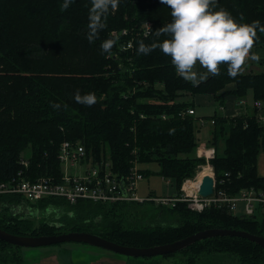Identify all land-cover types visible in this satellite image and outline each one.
Segmentation results:
<instances>
[{
  "label": "trees",
  "instance_id": "1",
  "mask_svg": "<svg viewBox=\"0 0 264 264\" xmlns=\"http://www.w3.org/2000/svg\"><path fill=\"white\" fill-rule=\"evenodd\" d=\"M63 2L0 0V182L18 171L33 180L40 176L59 180L63 171L61 144L70 140L84 143L96 159L110 158L121 175L129 171L135 157L141 163L158 162L160 174L175 180L179 195L183 194L184 182L194 179L201 165L207 163L215 173L216 191L222 188L234 195L250 187L264 190V175L258 167L264 151V124L254 115L225 117L216 112L210 116L215 123L208 146L215 147L216 154L209 161L196 155L201 144L195 116L179 115L192 106L193 101L184 98L186 94L212 93L217 101L224 102L228 94L243 99L252 92L254 99L264 102V54L260 52L264 49V33L257 29L258 38L250 50L260 55L262 71L242 72L233 78L227 65L222 64L218 76L210 75L194 86L176 74L171 57L159 48L147 55L138 53L140 41L152 45L168 38L155 36L156 29L172 19L171 9L160 0H119L93 43L87 39L90 0H73L61 12ZM220 9L238 23L259 21L264 25V0H216L212 10ZM147 21L152 23L151 33L144 35L140 30L136 35V29ZM124 28L134 37L133 47L128 49L123 48L129 40V35L121 34ZM107 39L114 41L111 53L101 50ZM231 82L236 83V89L224 90ZM77 90L82 95L95 93L97 103L91 107L76 103ZM53 104L61 108L51 107ZM164 114L169 117L163 118ZM221 139L225 141L224 153L219 149ZM23 159L28 165L22 164ZM54 199L38 203L44 207ZM23 201L18 195L0 194L1 228L19 235L69 231L48 221L33 230L30 214L23 207L34 204ZM118 204L82 201L70 205L78 210L72 213L76 222L73 229L137 247L173 242L214 227L264 236L261 207L246 216L213 204L202 212L193 211L187 201H178L170 207L158 204V214L151 224L133 226L125 224L127 213L117 211ZM168 208L181 216V223L168 217ZM12 248L15 245L0 239V264L21 261ZM225 253L235 255L239 264H264L263 247L242 236L205 238L161 256H185L189 264L207 257L216 263Z\"/></svg>",
  "mask_w": 264,
  "mask_h": 264
},
{
  "label": "clouds",
  "instance_id": "2",
  "mask_svg": "<svg viewBox=\"0 0 264 264\" xmlns=\"http://www.w3.org/2000/svg\"><path fill=\"white\" fill-rule=\"evenodd\" d=\"M72 2L64 0L60 6L61 12L67 10ZM160 3L171 9L172 19L157 28L155 36L168 38L152 45L140 41L138 53L147 55L159 48L163 54L171 57L176 74L185 81L198 86L208 79L209 74L218 76L222 64L227 65L228 75L234 78L243 72L249 58L256 62L260 60L258 54L250 55L258 38L257 29L264 33V25H260L259 21L238 23L224 9L213 11L216 0H160ZM90 4L87 39L93 43L107 26L109 11L118 8L119 0H90ZM113 45V40H104L102 52L111 53ZM197 64L206 71L198 73ZM74 100L91 107L97 103V96L95 93L82 95L77 90ZM51 107L59 110L61 105L53 104Z\"/></svg>",
  "mask_w": 264,
  "mask_h": 264
},
{
  "label": "built area",
  "instance_id": "3",
  "mask_svg": "<svg viewBox=\"0 0 264 264\" xmlns=\"http://www.w3.org/2000/svg\"><path fill=\"white\" fill-rule=\"evenodd\" d=\"M151 27V22H145L141 29L143 34H150ZM128 32L129 30L124 28L121 34L126 35ZM133 42L134 37H131V40L129 39L123 45V48L133 47ZM240 103L243 104L244 100H241ZM253 104L257 110L254 116L260 123L264 124V102L255 99ZM195 111V108L191 107L182 110L179 115L184 117L189 114H195ZM168 117V115H163V118ZM210 122L215 123V119H210ZM200 123L203 125L205 121L201 119ZM197 153L199 157H205L209 161V159L215 157L216 149L213 146L200 145ZM59 155L63 166L59 180L54 176H40L33 180L25 177L22 171H18L16 175L0 182V194L18 195L30 202H39L42 199L46 200L49 198H62L66 203L72 205L82 201L108 204L138 200L175 206L178 201H187L194 210L202 211L213 204L218 207L226 206L234 214H237V202L244 201L243 214L246 215L255 214L258 207L262 206L264 208L263 189L250 187L242 189L236 195H231L222 188L216 191V178L214 175V192L208 197L199 196L197 194L198 190L195 193H191L186 187V184L191 180L187 179L183 184V194L181 195H155L143 198L137 194V188L139 181L145 175L138 168L140 161L136 157L132 161L129 171L121 175L113 168L110 158H94L92 154L88 153L86 146L81 141H63ZM22 164L28 165V161L23 159ZM198 177L199 171L195 180ZM122 179H124V187L121 185Z\"/></svg>",
  "mask_w": 264,
  "mask_h": 264
},
{
  "label": "rangeland",
  "instance_id": "4",
  "mask_svg": "<svg viewBox=\"0 0 264 264\" xmlns=\"http://www.w3.org/2000/svg\"><path fill=\"white\" fill-rule=\"evenodd\" d=\"M141 29L142 27H139L138 30L136 29V35L139 33ZM127 35H129V32ZM128 39L131 40L130 35ZM260 52L264 54V49H261ZM251 54L253 53L250 52V55ZM254 54H258V52L255 51ZM260 68H261L260 63L253 61L249 58L246 61L245 65L243 66L244 69L243 72L246 71L255 72L258 71ZM188 95L190 94H186L184 98L190 100ZM251 100L252 99L249 98V103H252ZM193 106H195V104L192 102V106H190L189 108ZM215 112H217V114L219 115L223 113L222 110L220 109L219 101H215V102L212 101L211 103L197 105V111H195V115H194L195 117H193V122L194 124L200 126L199 128L196 126L200 143L206 142L210 137V132H212V127L214 123L210 122L209 119L210 117L208 116L214 114ZM249 116L252 117L253 115H249ZM201 119L205 121L203 125L200 123ZM204 165H201V167L198 169L199 172L203 169ZM258 167H259V172L262 175H264V151H262L260 154L258 160ZM138 168L145 172H148V174L138 183L137 194L139 196L146 198L148 196H155V195L170 196L177 194L178 189L176 187L177 185L175 183V180L160 174L161 168L158 162L156 161H151L147 163L139 162ZM212 175L215 176L213 168H212ZM168 179H170L171 181L170 183ZM188 180L192 181L195 180V178ZM15 202L17 201L14 200L13 203ZM32 203L34 204V206L30 207L31 214L29 216L31 217L30 223H32L33 230H36L37 228H39V226L42 223L48 221L53 226L56 227L60 225L61 227L69 231H80L73 229L74 224L76 222H74L75 218H72L73 216L72 213L74 214V212L75 211L78 212V210L73 209V207L71 208L70 205L72 204L65 203V200H63L62 198H55L52 202L53 204H48L47 206L44 207L39 205L38 202H32ZM117 203H119L118 205H116L117 211L120 210L122 212L127 213V217L125 218V224L127 225L147 226L151 224L153 218L158 214L159 211L158 204L153 201L140 202L138 200H134V201L131 200V201H121ZM108 204H114V203H108ZM187 206L189 209L193 211H198L190 207L189 204ZM261 208L264 211V208L262 206ZM166 211L168 214H170L168 215V217L172 218L171 220H175L174 222H180L181 216L175 214V212H170L169 208L166 209ZM243 211H244V201H238L236 212L238 215H241L244 213ZM198 212H202V211H198ZM100 220H102V217H100ZM96 231L98 232V227H96ZM12 250L18 251V255L21 258V261L17 262L15 260L12 261L10 260L11 262L9 261L10 262V263L8 262L9 264H189L186 262L185 256L183 258H181V256L173 257V256H161V255L152 256V257H142V256L131 257L110 251L103 247H96L95 245H90L81 242H73V241L58 243L48 246L35 247V248L15 246V248H12ZM192 264H239V263L237 262V257L235 255L225 253L222 259L220 261H216V263L210 262L207 259V257H202L201 259H196Z\"/></svg>",
  "mask_w": 264,
  "mask_h": 264
},
{
  "label": "water",
  "instance_id": "5",
  "mask_svg": "<svg viewBox=\"0 0 264 264\" xmlns=\"http://www.w3.org/2000/svg\"><path fill=\"white\" fill-rule=\"evenodd\" d=\"M121 185L124 187V179H122ZM214 186V176L209 174L205 175L202 178L197 194L201 197H208L213 194ZM216 236H242L260 244L264 249L263 235H257L246 230L235 228H207L173 242L148 247H137L109 240L104 236L91 231H68L52 235H19L6 231L0 227V239L19 247L35 248L73 241L95 245L96 247H103L110 251L131 257H152L176 253L199 240Z\"/></svg>",
  "mask_w": 264,
  "mask_h": 264
},
{
  "label": "crops",
  "instance_id": "6",
  "mask_svg": "<svg viewBox=\"0 0 264 264\" xmlns=\"http://www.w3.org/2000/svg\"><path fill=\"white\" fill-rule=\"evenodd\" d=\"M260 63V62H258ZM261 65V63H260ZM263 70V66L261 65V68L258 71L255 72H260ZM196 71L198 73H203L206 70L203 69L202 67L199 66V64H197L196 66ZM246 72H251V71H246ZM211 74H209L210 76ZM236 89V83L235 82H231L228 83L225 87L224 90L227 91H233ZM189 96V101H193V103L195 104V106H193V108L195 107L196 111H197V105L199 104H207V103H211L212 101L215 102L217 101L216 97L214 94L212 93H197L194 95H188ZM249 98H251L252 103H249ZM241 100H244V103H240ZM254 97H253V93L250 92L246 98H239V96L235 95V94H228L225 99L224 102H220V109L222 110V114L225 117H240L243 115H255L256 114V109L254 107ZM216 113V112H215ZM191 115H195V114H191ZM198 115V114H197ZM196 115V117H197ZM213 115V114H212ZM211 116V115H210ZM208 116V117H210ZM210 119V118H209ZM197 127L199 128L200 126L197 125ZM213 128V127H212ZM197 135H198V131H197ZM212 138V134L210 132V137L209 139L204 142V143H200L201 145H207L209 144L210 139ZM206 143V144H205ZM200 146V145H199ZM219 149L220 152L224 153V149H225V141L224 140H220L219 142ZM198 148L196 150V155L198 156ZM199 157V156H198ZM145 177V176H144ZM170 181V179H168ZM170 183V182H169ZM26 200H24L23 202H25ZM28 203H26V206H24L23 211H25L26 213H30V206L27 205ZM53 206V205H52ZM17 209V208H16ZM22 210V209H21ZM57 263V262H55Z\"/></svg>",
  "mask_w": 264,
  "mask_h": 264
},
{
  "label": "bare ground",
  "instance_id": "7",
  "mask_svg": "<svg viewBox=\"0 0 264 264\" xmlns=\"http://www.w3.org/2000/svg\"><path fill=\"white\" fill-rule=\"evenodd\" d=\"M212 164L210 163H207L206 165L203 166V169L199 172V177L198 179L196 180H192V181H189L187 184H186V187L188 188V190L191 192V193H195L196 190L199 189L200 187V184H201V181H202V178L205 176V175H212Z\"/></svg>",
  "mask_w": 264,
  "mask_h": 264
}]
</instances>
